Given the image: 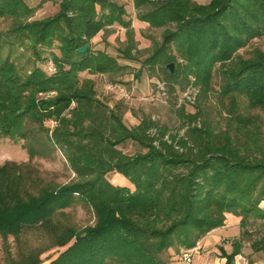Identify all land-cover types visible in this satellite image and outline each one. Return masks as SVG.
I'll list each match as a JSON object with an SVG mask.
<instances>
[{
	"label": "trees",
	"instance_id": "1",
	"mask_svg": "<svg viewBox=\"0 0 264 264\" xmlns=\"http://www.w3.org/2000/svg\"><path fill=\"white\" fill-rule=\"evenodd\" d=\"M47 1L31 7L0 0V23L8 21L0 27V138L26 141L32 158L58 149L74 178L47 182L30 163L4 162L2 244L28 228L56 232L60 216L55 246L64 249L48 264H179L184 251L232 215L243 236L259 227L251 248L264 255V48L256 44H264V0H132L138 20L163 28L145 61L151 68L162 64L166 99L177 103L174 85L198 90L181 135H169L143 111L127 125L123 114L136 112L123 101L100 98L89 77L113 76L123 67L90 48L109 26L125 29L122 52L133 58L136 42L124 7L61 0L55 14L33 19ZM171 63L172 73L166 68ZM128 142L138 147L132 154L123 152ZM112 172L129 185L111 183L106 176ZM81 204L93 218L84 227L66 212ZM170 251L177 261L166 257ZM221 253L225 264H234L241 240ZM25 261L11 264H41L34 255Z\"/></svg>",
	"mask_w": 264,
	"mask_h": 264
},
{
	"label": "rangeland",
	"instance_id": "2",
	"mask_svg": "<svg viewBox=\"0 0 264 264\" xmlns=\"http://www.w3.org/2000/svg\"><path fill=\"white\" fill-rule=\"evenodd\" d=\"M28 6H36L40 0H24ZM61 0H49L38 9L33 19L46 18L55 14L59 10ZM118 5H122L126 11V20L131 21L133 37L136 42V47L132 51L133 58L126 59L122 50L126 45V31L123 27L114 24L99 31L90 41L92 51H104L114 57L120 66H123L118 74L113 76L106 74L90 75L83 73L81 76L91 77L95 83V87L100 98H108L109 104L116 101H123L127 108L136 112V116L130 111H126L122 118L127 125L131 126L138 122L140 112L151 116L161 126L164 125L169 135L183 134L184 128L183 118L186 113H193L194 106L189 104L178 105L175 99L170 96L169 99H161L157 91V84L160 80L166 81V76L162 70V64H151L145 61L153 52V45L161 42L163 28H152L144 21L136 18V10L132 6V0H109ZM197 3L206 4L209 0H194ZM8 21L0 23L1 28H6ZM257 45L264 48L262 42H257ZM175 71V66H173ZM115 86L114 90H108V85ZM214 90L217 86L213 85ZM176 92L180 94L182 90L174 85ZM210 106L213 108L212 116H216L214 106L215 92L210 94ZM182 106V107H180ZM180 108L183 110L181 113ZM27 142L21 139L0 138V166L6 161L15 163H30L39 170L41 177L47 182L63 184L74 178L73 172L69 169L65 158L58 149H55L51 155L45 156L36 155L33 158L29 156L26 149ZM138 149L131 142L123 145V152L132 154ZM107 179L118 185H129L128 182L116 173L107 174ZM67 214L71 213V221L80 227H84L93 222V218L89 210L81 205L66 209ZM60 216L54 218L53 224L58 227V231L53 232L44 227H34L25 230L19 239L13 240L9 238L6 246L0 238V264H11L13 261L26 263V258L29 255L37 256L41 260V264L56 258L64 247L55 246V235L62 230ZM239 218L228 215L226 224L220 235L216 236L212 242H207L197 249L192 255V261L198 258V255L206 256L208 259L216 260L224 259L220 256L221 250L226 253L232 251V242L236 239L241 240V254L235 256L234 264H264V255L262 252H254L251 248V242L260 236V229L257 225L250 227V237L243 236L239 228ZM171 262L179 259V255L173 254L166 256ZM194 257V258H193ZM200 258V257H199ZM225 260V259H224Z\"/></svg>",
	"mask_w": 264,
	"mask_h": 264
},
{
	"label": "built area",
	"instance_id": "3",
	"mask_svg": "<svg viewBox=\"0 0 264 264\" xmlns=\"http://www.w3.org/2000/svg\"><path fill=\"white\" fill-rule=\"evenodd\" d=\"M49 65V64H48ZM51 68V65H49V69ZM115 86L113 85H108L107 89L108 90H114ZM157 91L159 92V95L162 97L161 99H166L167 98V93L165 91V86L163 83H158L157 84ZM52 94V92H50ZM197 93L198 90L193 87L190 86L187 89H185L184 91H182L177 99V103L178 105H182V104H189V105H193L195 103L196 97H197ZM197 247H194L193 249L184 251L181 254V259H180V263L179 264H190L192 261V255H194L193 253L196 251Z\"/></svg>",
	"mask_w": 264,
	"mask_h": 264
},
{
	"label": "crops",
	"instance_id": "4",
	"mask_svg": "<svg viewBox=\"0 0 264 264\" xmlns=\"http://www.w3.org/2000/svg\"><path fill=\"white\" fill-rule=\"evenodd\" d=\"M262 207H264V201L262 202ZM223 228L224 226L222 227H219V228H216L214 230H211L209 233H207L202 239H200L198 241V247L200 248L201 246H203L205 243H207L208 241L209 242H212L214 241L213 239L220 235L223 231ZM200 257V258H199ZM194 258V257H193ZM193 264H225V260L224 259H218L216 258V260H211V259H208L206 256H202L201 258V255L199 256L198 255V258L196 260H193Z\"/></svg>",
	"mask_w": 264,
	"mask_h": 264
},
{
	"label": "water",
	"instance_id": "5",
	"mask_svg": "<svg viewBox=\"0 0 264 264\" xmlns=\"http://www.w3.org/2000/svg\"><path fill=\"white\" fill-rule=\"evenodd\" d=\"M87 50V45L82 46L81 48L77 49L79 53H83ZM166 68L169 70L170 73L173 72V64H168Z\"/></svg>",
	"mask_w": 264,
	"mask_h": 264
}]
</instances>
